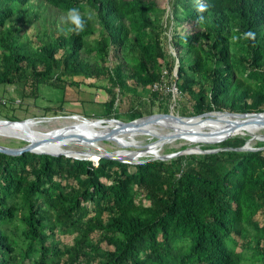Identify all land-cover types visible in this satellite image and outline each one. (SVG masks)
I'll use <instances>...</instances> for the list:
<instances>
[{"label": "trees", "instance_id": "obj_1", "mask_svg": "<svg viewBox=\"0 0 264 264\" xmlns=\"http://www.w3.org/2000/svg\"><path fill=\"white\" fill-rule=\"evenodd\" d=\"M43 5L77 9L83 27L32 12ZM176 66L188 117L264 112V0H0V86L22 98L93 77L107 119L124 117L108 85L165 114L152 86ZM228 136L214 154L139 165L0 153V264H264V143L235 151L248 139Z\"/></svg>", "mask_w": 264, "mask_h": 264}, {"label": "rangeland", "instance_id": "obj_2", "mask_svg": "<svg viewBox=\"0 0 264 264\" xmlns=\"http://www.w3.org/2000/svg\"><path fill=\"white\" fill-rule=\"evenodd\" d=\"M156 2L161 7L167 4V0H156ZM41 11H43V17L47 15L48 21H56L57 25L68 24V22L73 20L71 18L73 15L72 13H58V11L54 9H47L45 5H43L41 10L35 8L32 12L40 14ZM40 19L41 17L29 26L24 27L23 30L29 34H31L32 31H37L39 29L38 25L41 23ZM166 34L167 39L169 40V32ZM167 48L168 52L174 56V49L168 45ZM85 59L99 68L100 65L96 63L93 58ZM112 61L113 58L109 60L111 67H113L114 64V61ZM164 72L165 71L163 70V73ZM174 78L176 77L173 72L170 81L166 76L161 83V91L166 100L165 107H167V113L172 112L174 115L188 117L192 113L191 101L187 95L174 90ZM74 80L76 81L75 85L72 87L65 86L63 90L52 89L50 86L46 85L39 86L34 95L24 98L18 95V90H16V88L0 86V119H8L12 121H22L27 119L34 120L26 126H12L11 128L7 126L8 128H6L4 125H0V146L19 148L26 144H30L41 134L54 130H62L74 134H87L98 131L104 132L118 126L113 122L96 125L87 122L85 124V120L81 117L88 120L108 118L105 117L106 110L102 106V103L108 100L109 95L102 90L91 87V84L96 82L93 77L89 79L76 77ZM108 87L112 89L113 96L116 100L115 107L117 106V112L124 116L121 118L124 122H127V120L131 118L130 115L133 112H140L143 114V117H145L149 116L146 112L147 108H153V110L158 111L156 104L152 107L150 106L147 96L145 95L137 97L128 91H120L112 85H108ZM253 112L254 111L251 113ZM154 114L159 113L155 112ZM72 115L77 116V119L64 118L65 116ZM251 119L252 118H234L231 120L236 123H246ZM253 121H255V118H253ZM142 126L135 127L119 134L118 136H114L113 138L115 140L106 141V139H94L86 141H67L61 145L60 148L62 147L80 156L105 154V152H113L116 150L125 152L126 156H131L134 151L142 150L150 146L154 150H157L158 154L162 156L197 145H200L199 147H201L202 150L216 149L217 145L220 144H215L216 142H214V140L208 141L212 142L211 144H206L207 142H198L196 140L187 141L184 140V138L164 141L161 139V136L171 134L169 130L161 129L159 126L154 125ZM247 127L248 126H245V128L238 129L229 134L235 136V138H238L239 136L240 138H244L245 136L247 137L246 139H251L250 146L255 149L259 144L264 143V140L260 139V137L264 136V127L256 129H247ZM255 136L257 138H255ZM47 144H49V142H47L46 145ZM201 155L202 154H188L185 156L197 157ZM151 158L152 156L139 155L129 157L127 161L136 163ZM131 170H133V168H131ZM143 202L144 204H148L146 201ZM91 207V203H88L89 210H91ZM257 219L262 221V218L259 216ZM73 239L74 235H64L60 238L64 245H72L74 242Z\"/></svg>", "mask_w": 264, "mask_h": 264}, {"label": "bare ground", "instance_id": "obj_3", "mask_svg": "<svg viewBox=\"0 0 264 264\" xmlns=\"http://www.w3.org/2000/svg\"><path fill=\"white\" fill-rule=\"evenodd\" d=\"M234 118L242 119V117H238V116H221L219 114L212 113L211 115H208L206 117H202L199 119L187 120L181 125L168 122V121H164L162 119H155L153 121H147L144 119V120L138 121L133 126L130 125V126L125 127V126L118 125L104 132L98 131V132L87 133V134H74V133H69L67 131L54 130V131L41 134L30 144H34L36 146V151L38 152H44L47 154H61V155H66V157H72V158L79 157V158H91L93 160H96L100 155H104V154H98V155H92V156H80L62 147L60 148V146L66 143L67 141H86V140H94V139H107L109 136H112V137L118 136L119 134L125 131L131 130L138 126L141 127L142 125L159 126L161 129L163 128V129L169 130L171 134H177V133L181 134V137L178 139L184 138V140H187V141L196 140L198 142H208V141H213L214 139L217 140L221 138V136H224L229 133H233L237 131L238 129L245 128V126H248L247 129H252V128L256 129V128L264 127V120H256V121H253L252 123L246 124L245 122L236 123L232 121L231 119H234ZM245 118H254V117L247 116ZM169 126H172V129H169ZM200 128L210 129L213 132H215V134H220V135H218L216 138H212L210 136L200 137V136L194 135L191 132H188V131L197 130V129L200 130ZM255 138L257 137L255 136ZM260 139L264 140V136L260 137ZM47 142H49V144L46 145ZM139 155L140 156H152V158H156L160 156L157 150H154L150 146L142 150L134 151L131 156H126L125 152H118L112 156H115L118 159L124 162H127V159L129 157L139 156Z\"/></svg>", "mask_w": 264, "mask_h": 264}, {"label": "water", "instance_id": "obj_4", "mask_svg": "<svg viewBox=\"0 0 264 264\" xmlns=\"http://www.w3.org/2000/svg\"><path fill=\"white\" fill-rule=\"evenodd\" d=\"M176 70H177V66L174 69L175 77H176ZM212 113H216V114H219L221 116H238V117H242V118H245L247 116H251V117L255 118V121L256 120H264V112H261V113H230V112H219V111L218 112H206V113H203V114H200V115H196V116H192V117H182V116H179V115H174L172 112H169V113H166V114L159 113V114H151L149 116L141 117V118H138V119H135V120H132V121H128V122H123L121 120H117V119H114V118L95 119V120H88V119L83 118V117H81V118L83 120H85L84 121L85 124L87 122H90L92 125L93 124L96 125V124L113 122V123H115L117 125L127 127V126H130V125L133 126L138 121L144 120V119L147 120V121H153L155 119H162L164 121H168V122H172V123H176V124H180L181 125L184 122H186L187 120L199 119V118L211 115ZM64 118L77 119V116H73V115L72 116H65ZM32 121H34V120L33 119H27V120H22V121H12V120H8V119H0V125H4L6 128H8L7 126H9L11 128L12 126H26L28 123H30ZM243 121H245V120H243ZM252 122H253V118L251 120H249L248 122H246V124H249V123H252ZM169 129H172V126H169ZM200 130H202V131H200ZM200 130L197 129V130H192V131H188V132H191L194 135L200 136V137H205V136L208 137V136H210L212 138H216L218 135H220V134H215V132H213L212 130L207 129V128H203V129L200 128ZM220 133H222V132H220ZM180 137H181V134H179V133H177V134H165L164 136H161V139H163L164 141H166V140H176V139H178ZM230 137L228 135H224V136H221V138L217 139L216 141L214 139V142H217V144L218 143H222V142L226 141L227 139H229ZM110 140H115V139L112 136H109L106 139V141H110ZM250 141H251V139L246 140V142L244 143V145L242 147L236 148L234 150L235 151H255V150H257V149H253L250 146ZM199 146L197 145V146H194V147L185 148V149H183L181 151H177V152H173L171 154H166V155L158 156L156 158H152V159L136 162L134 164L135 165H139V164H144V163H147V162H150V161H155V160L167 161V160L176 158V157L181 156V155H188V154H214V153H217V152L221 151V149H219V148L211 149V150H202L201 147H199ZM123 151H125V150H123ZM118 152H120V150H116V151H113V152H105L104 155H100L95 161L93 159H91V158L75 157L74 159L91 161L95 165L98 164L99 160H101V159H107V160H113V161H117V162H121V163H126V162L118 159L117 157L112 156V155H114L115 153H118ZM0 153L5 154V155H9V156H19V155H22L24 153H32V154H37V155H48V156H52V157H59V156H65L66 157V155H61V154H47V153H44V152H38V151H36V146L34 144H26V145H24L22 147H19V148H7V147H4V146H0Z\"/></svg>", "mask_w": 264, "mask_h": 264}, {"label": "clouds", "instance_id": "obj_5", "mask_svg": "<svg viewBox=\"0 0 264 264\" xmlns=\"http://www.w3.org/2000/svg\"><path fill=\"white\" fill-rule=\"evenodd\" d=\"M201 7H204V5H201ZM69 11H70V13L73 14L71 18L77 23V25H79L80 27H83V22L81 21V18H80L79 14H78V10L75 9V8H72ZM246 35L251 36V35H254V34L253 33H247Z\"/></svg>", "mask_w": 264, "mask_h": 264}, {"label": "built area", "instance_id": "obj_6", "mask_svg": "<svg viewBox=\"0 0 264 264\" xmlns=\"http://www.w3.org/2000/svg\"><path fill=\"white\" fill-rule=\"evenodd\" d=\"M174 86H175V84H174ZM175 89V91H178L177 90V88L176 87H174ZM161 89H162V84L161 85H158V84H154L153 86H152V91H157V90H160L161 91ZM176 93H178V92H176ZM175 93V94H176Z\"/></svg>", "mask_w": 264, "mask_h": 264}]
</instances>
